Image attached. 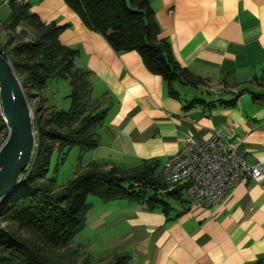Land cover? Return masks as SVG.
<instances>
[{
    "label": "crops",
    "instance_id": "0c3cea01",
    "mask_svg": "<svg viewBox=\"0 0 264 264\" xmlns=\"http://www.w3.org/2000/svg\"><path fill=\"white\" fill-rule=\"evenodd\" d=\"M10 1L0 0V44L10 36L14 42L34 39V29L24 22L12 30L5 27ZM22 2L42 22L64 26L60 42L78 50L75 62L91 71L92 92L99 85L107 98L109 109L97 128L100 143L90 150L91 161L106 168H132L143 160L164 163L188 138L205 140L219 132L239 142L247 163L264 164V100L251 97L264 89V0L150 1L160 38L170 43L182 67L203 80L196 87L199 96L175 82L177 97L168 94L162 76L150 72L136 51L113 50L64 0ZM193 99L212 103L185 107ZM112 201L91 212L89 223L106 234L113 228L117 252L130 255L127 264L264 259V179L240 180L207 208L171 202L167 216L144 204ZM118 223L121 230L114 227Z\"/></svg>",
    "mask_w": 264,
    "mask_h": 264
},
{
    "label": "trees",
    "instance_id": "16d2710c",
    "mask_svg": "<svg viewBox=\"0 0 264 264\" xmlns=\"http://www.w3.org/2000/svg\"><path fill=\"white\" fill-rule=\"evenodd\" d=\"M64 1L113 50L136 51L150 72L162 76L170 96H178L175 82L194 87L203 83L202 78L180 65L170 43L160 38L151 0ZM10 9L5 22L7 29L24 22L36 34L30 41L14 42L10 36L0 44V52L11 63L32 108L36 146L20 182L0 201V218L7 222L5 226L0 224V264H92L89 255L79 258L78 249L69 245L84 228L89 195L103 202L123 199L144 204L148 210L159 209L166 216L172 209L171 202L189 203L183 196L182 185L172 187L164 180L163 163L157 160H143L132 168L119 165L106 168L91 161L55 188L56 178L47 177L52 153L56 151L63 160L73 146L81 152L98 147L97 128L104 123L109 107H102L92 98L91 71L76 65L78 50L60 42L64 26L42 22L30 12L27 3L11 0ZM48 79L67 80L69 107L53 108L42 116L41 103L46 101L42 91ZM34 97L39 101L36 104ZM251 97L264 100V89L251 92ZM195 103L207 102L193 99L185 107ZM7 131L0 108V145ZM129 259L128 253L115 252L102 263L127 264ZM254 264H264V259H257Z\"/></svg>",
    "mask_w": 264,
    "mask_h": 264
},
{
    "label": "built area",
    "instance_id": "2783aa9c",
    "mask_svg": "<svg viewBox=\"0 0 264 264\" xmlns=\"http://www.w3.org/2000/svg\"><path fill=\"white\" fill-rule=\"evenodd\" d=\"M161 174L170 186H183L190 206L207 208L222 200L240 180H263L264 164L259 160L247 163L239 142H229L224 134L214 132L205 140L188 138L163 163Z\"/></svg>",
    "mask_w": 264,
    "mask_h": 264
},
{
    "label": "rangeland",
    "instance_id": "374dc122",
    "mask_svg": "<svg viewBox=\"0 0 264 264\" xmlns=\"http://www.w3.org/2000/svg\"><path fill=\"white\" fill-rule=\"evenodd\" d=\"M6 5L10 6L8 5V3H6ZM98 86H94V91L91 94L92 98H96L102 104V107H107L109 106V103H104L107 98L105 99L106 96L101 95V91ZM186 88L193 93V96L200 95V91L196 87L188 85ZM69 91L70 88L67 80L48 79L45 88L42 91L43 97L46 98V101H43L41 103L42 108H44L42 109V116H46L49 110L53 108L67 109L69 107V98L67 97ZM30 92L34 91L30 90ZM32 99L34 101V104L39 102L35 97ZM90 152V150L81 152L77 146H73L66 153L63 160L60 159L59 153H57L56 151L52 153L47 177L54 176L56 178L57 185L55 188H58L60 185L73 178L76 173L85 169L86 165H88L92 160ZM87 201L89 203V209L85 216L87 220H85L84 228L72 238L69 245L72 249H78V251L81 253L79 258H84L85 255H89L92 264H103L102 261L106 262L111 258L113 253L118 251V239H115L113 237L114 230L112 227H110L109 230L106 231V234L104 233V228L94 229L91 228L89 223L88 216L90 215V213L99 210L102 211L101 208L102 206H104V204H106V202H103L98 197L93 195H89L87 197ZM125 202H127V200H125ZM114 217V214H112L111 218ZM0 224L2 226H5L7 225V222L0 218ZM121 225L123 224L118 223L114 227L118 230H121Z\"/></svg>",
    "mask_w": 264,
    "mask_h": 264
},
{
    "label": "water",
    "instance_id": "95a60500",
    "mask_svg": "<svg viewBox=\"0 0 264 264\" xmlns=\"http://www.w3.org/2000/svg\"><path fill=\"white\" fill-rule=\"evenodd\" d=\"M0 108L7 136L0 145V201L20 182L34 156L36 138L33 111L20 80L0 52Z\"/></svg>",
    "mask_w": 264,
    "mask_h": 264
}]
</instances>
